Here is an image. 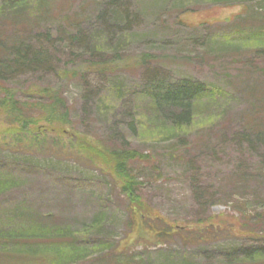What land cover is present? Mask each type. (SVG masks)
<instances>
[{
    "label": "rangeland",
    "instance_id": "obj_1",
    "mask_svg": "<svg viewBox=\"0 0 264 264\" xmlns=\"http://www.w3.org/2000/svg\"><path fill=\"white\" fill-rule=\"evenodd\" d=\"M102 1H29L11 14L0 0L3 47L44 31L59 34L69 22L93 32L107 51L98 54L104 71L70 76L61 71L85 67L84 46L94 38L79 45L58 38L56 48L53 38L36 39L49 47L52 69L10 79L21 99L30 84L58 90L69 120L58 124L61 133L38 125L19 132L0 108V264H264V254H243L264 249V143L257 134L264 132V0H126L127 26L100 16ZM142 53L155 59L136 63ZM154 78L191 79L210 90L184 130L171 128L145 99ZM73 133L95 145L123 140L147 155L130 166L140 202L207 240L134 238L128 199L112 175L67 156ZM37 226L53 233L35 240L42 247L4 238Z\"/></svg>",
    "mask_w": 264,
    "mask_h": 264
},
{
    "label": "trees",
    "instance_id": "obj_2",
    "mask_svg": "<svg viewBox=\"0 0 264 264\" xmlns=\"http://www.w3.org/2000/svg\"><path fill=\"white\" fill-rule=\"evenodd\" d=\"M29 1L44 4L50 0H7V3L4 2L7 8L4 9L6 12L10 13L12 11L18 12L17 9H23L28 5ZM102 4L103 7L99 8L98 14L100 16H108L112 26H120L123 23L124 26L129 25L127 23L129 22V16L124 10L127 9L126 0H103ZM104 26V23H102V28ZM82 30L83 29H80L76 24H69L68 22L65 29L59 34L44 31L43 33H36L33 36L32 33L27 35L26 38H31V36H33L35 37L34 39L16 38L17 40H11L7 47L0 45L1 50L6 54V58L0 57V108L4 110L6 118L10 120L9 123L13 124L12 127H16L15 131H32L33 128L38 125L37 128L44 132L47 131L49 133L50 131H55L61 133L58 124L65 125L67 120H69L67 110H63L64 101L58 90L49 85L30 84L26 92H24L25 95H23L21 99L17 98L10 86L11 84L9 85L10 79L16 73L25 71L44 72L52 69V55L49 47L45 46L42 41L39 45L37 44V46L31 41L40 38H45L46 40L53 38V46L55 47V45H59V43H57L58 38H70V44L76 43L77 45L87 38H94L96 42L95 44L93 42V46H89V41L88 44L84 46V50L86 49L89 51V58L86 66L82 67L73 64L68 70L63 69L61 72L65 75L76 76L84 72H102L104 71L103 69L107 68L106 61L102 60L98 55L99 53L105 54L107 52L97 47L99 38L93 32H91V34H86ZM62 45H67V42L62 43ZM75 55L79 57V54L75 53ZM80 58L81 57H79V59ZM95 58L99 60H92ZM154 59L155 57L152 54L142 53L136 63L145 66ZM209 91L206 85L191 79L166 82L165 80L154 78L149 85H147L145 99L151 103L152 107H154L157 112L166 115L165 118L169 121L171 128L184 130L192 124V109L199 101L208 98ZM41 122H43L45 126L42 127L41 125L40 127L39 124ZM129 127L134 129L133 123H130ZM65 129L64 127V132H66ZM257 134L258 138L264 143V132H259ZM69 139H73L75 142L69 144L70 148L68 150L65 149L66 153L69 151L67 156L79 157L90 163L102 167L104 166V169L112 175L118 187H120L121 191L127 197L128 204L126 213L128 214L129 221L126 225L128 230L130 229L131 232L135 233L134 238L143 240V237L147 236L156 242H167L174 236L185 241H187L188 237L192 238V240H207L206 234L193 237L189 236L190 229L188 226H177L167 223L154 212V209L140 202L139 196L135 192L137 183L136 180L134 181L135 177L132 175L130 166L133 162H145L148 157L147 155L127 148L126 142L123 140L113 145H95L79 134L76 135L74 133L73 135L71 134ZM37 145H39V143H37ZM37 228L38 229L35 231L27 230L25 232L24 230H20V232H15V230L7 232L4 238H6V240L21 239L22 241L15 243L17 245H23L22 243L25 241L36 247H42V243L35 240H37V238H42L46 233V237L52 236L53 233H51L52 230L48 231L46 230L47 228H43V226H37ZM15 233L20 234L16 235ZM243 254L246 258H253L254 255L263 256L264 249L254 252L245 250Z\"/></svg>",
    "mask_w": 264,
    "mask_h": 264
}]
</instances>
